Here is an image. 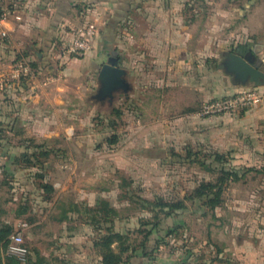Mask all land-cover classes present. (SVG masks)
<instances>
[{
	"label": "rangeland",
	"instance_id": "1",
	"mask_svg": "<svg viewBox=\"0 0 264 264\" xmlns=\"http://www.w3.org/2000/svg\"><path fill=\"white\" fill-rule=\"evenodd\" d=\"M184 1L192 5L185 16L194 21V39L204 33V40L192 45L202 56L195 54L184 68L179 61L174 66L138 55L135 44L125 43L126 36L135 38L136 28L124 21L110 47L122 57L118 65L126 69L131 88L109 101L94 97L102 61H92L104 42L107 10L88 11L89 2L82 0L73 12L76 24L55 25L42 23L41 0H0L3 7L20 10L17 29L4 24L9 37L0 39V226L14 229L32 217L46 232L78 227L100 255L91 221L105 200L116 211L114 228L128 231L126 243L136 247L142 241L135 231L138 220L152 214L124 196V182L135 195L183 199L200 183L216 181L220 166L214 170L217 163L211 162L218 153L240 176L224 182L221 202L214 209H196L185 199L189 209L168 217L158 234L179 227L150 256L140 250L123 256L131 255L127 264H264V144L240 123L248 108L202 112L206 103L236 93L229 88L239 82L222 61L235 51L232 35L246 13L237 8L245 0ZM256 4L264 7V0ZM12 17L11 11L4 21ZM88 23L94 24L90 49L67 53ZM126 48L134 50L127 54ZM21 57L32 72L11 78ZM25 152L28 161L22 158ZM71 204L79 212L63 216Z\"/></svg>",
	"mask_w": 264,
	"mask_h": 264
},
{
	"label": "crops",
	"instance_id": "2",
	"mask_svg": "<svg viewBox=\"0 0 264 264\" xmlns=\"http://www.w3.org/2000/svg\"><path fill=\"white\" fill-rule=\"evenodd\" d=\"M12 1V0H11ZM82 0H41L40 10L46 15L42 18V23L50 20L56 22L69 21L76 24L73 17L75 9H79ZM89 2L88 11L94 10L108 12V19L104 25L102 36L104 42L100 51L92 61H102L110 56H116L119 61L120 56L110 46L116 38L118 26L124 21L133 23L136 28L134 39L126 36V44L136 45L135 51L142 56L151 55L154 60L173 61V65L179 61L184 68L187 61L194 58L195 54L202 56V50L193 52V44L204 40V33L201 39H194L193 28L195 27L192 18L185 16L187 9H192V5L183 0H87ZM257 0H245L238 12H246L243 20L237 22L233 33L235 51L240 53H250L252 60L264 71V7L256 4ZM29 2V1H28ZM92 7V8H91ZM10 11L15 15L19 14L17 8L10 6ZM91 9V10H90ZM92 14L90 15V17ZM134 19V20H133ZM19 23L14 17L3 24L14 30ZM12 24V25H11ZM16 26V27H15ZM19 26H22L19 24ZM206 29L210 25H205ZM127 54L134 49H128ZM207 55V54H206ZM98 58V59H97ZM101 66V65H100ZM246 88H258L264 93V84L254 86L253 84H234L230 86V92H238ZM58 89H60L58 87ZM11 112L6 113L5 118L11 116ZM0 117L1 113H0ZM240 123L252 128L255 141L264 144V100L259 105L243 110ZM1 121V119H0ZM11 213V210H10ZM75 214V213H74ZM68 213V216H75ZM27 222V221H25ZM28 223V222H27ZM25 230V242L29 249L28 264H102L101 256L93 249V243L84 241L81 229L78 227H68L57 231H42L39 221L28 223ZM85 254V261H83ZM89 259V257H91ZM90 262V263H89ZM144 264V263H143ZM166 264V263H162Z\"/></svg>",
	"mask_w": 264,
	"mask_h": 264
},
{
	"label": "trees",
	"instance_id": "3",
	"mask_svg": "<svg viewBox=\"0 0 264 264\" xmlns=\"http://www.w3.org/2000/svg\"><path fill=\"white\" fill-rule=\"evenodd\" d=\"M119 62V59H118ZM111 139L110 142H113ZM42 155H47L46 151H41ZM214 159L211 162H216L215 168H219V175L215 182H202L200 183L191 194L185 196L183 199L168 200L162 196H154V198H146L139 195H135L132 189H129V183L124 182L126 191L124 196L130 199L131 203L136 204L139 209L147 211L152 214L150 218L139 219L138 227L136 232L142 235V241L138 246H132L126 241L128 237V231L122 232L114 228V219L111 216H115L116 211L112 207H108V203L105 200H100V204L96 207V211L100 214L99 217L96 215L93 217L91 224L98 233L94 241L95 247L99 250L102 264H127L129 261L130 254H134L137 250L142 252L144 256H150L154 249L159 247L161 243L165 241L166 235H171L176 231L179 225H173L166 227L165 235H160L158 232L163 229L164 221L168 217H172L178 213L184 212L189 209V204L185 202V199L191 200L196 206V209H201L207 206L210 209H214L221 202V193L224 182L230 180H237L240 176L237 171L225 166L227 159L223 154H214ZM22 158L29 160L30 156L25 152L22 153ZM211 169V168H209ZM47 191H52L51 185L48 186L46 183L43 185ZM123 187V185H121ZM69 212H79L77 205L71 204L69 209L64 211V215H68ZM31 223L34 218H28ZM87 222V220L85 221ZM13 230V226L10 224H2L0 226V248H2V256H0V264H19L20 262L14 257H9L4 254L6 237ZM155 236V237H154ZM154 238V239H153ZM150 240L154 241L152 247L148 246ZM114 243H117L118 249L115 250ZM150 248V249H149ZM130 250V254L123 256L125 252ZM29 258H27L24 264H28Z\"/></svg>",
	"mask_w": 264,
	"mask_h": 264
},
{
	"label": "built area",
	"instance_id": "4",
	"mask_svg": "<svg viewBox=\"0 0 264 264\" xmlns=\"http://www.w3.org/2000/svg\"><path fill=\"white\" fill-rule=\"evenodd\" d=\"M10 9L3 7L0 2V39L9 37L8 31L4 28V20L10 13ZM15 19H20V15L14 16ZM94 35V24L88 23L79 29L66 48L69 54H80L90 49L91 38ZM11 78L27 76L31 74V67L27 61L21 57L12 68ZM264 100V93L258 88H246L236 92L234 95L208 102L203 106V114L220 112L225 110L237 111L241 108H249L259 105ZM29 227L25 221L19 222L14 229L7 235L4 254L9 257H14L19 262H26L29 249L24 239L25 230Z\"/></svg>",
	"mask_w": 264,
	"mask_h": 264
},
{
	"label": "water",
	"instance_id": "5",
	"mask_svg": "<svg viewBox=\"0 0 264 264\" xmlns=\"http://www.w3.org/2000/svg\"><path fill=\"white\" fill-rule=\"evenodd\" d=\"M222 66L241 84L251 83L254 86L264 84V71L253 62L250 53L228 51L224 54ZM126 75V69L118 65V58L110 56L99 68L97 74L99 86L94 97L98 100L108 98L109 101H112L114 93L117 91L127 95L131 84Z\"/></svg>",
	"mask_w": 264,
	"mask_h": 264
},
{
	"label": "flooded vegetation",
	"instance_id": "6",
	"mask_svg": "<svg viewBox=\"0 0 264 264\" xmlns=\"http://www.w3.org/2000/svg\"><path fill=\"white\" fill-rule=\"evenodd\" d=\"M232 76H233V75H232ZM233 78H234V76H233ZM234 79H235V78H234ZM105 99H107V100H108V98H105ZM105 99H104V100H105Z\"/></svg>",
	"mask_w": 264,
	"mask_h": 264
}]
</instances>
